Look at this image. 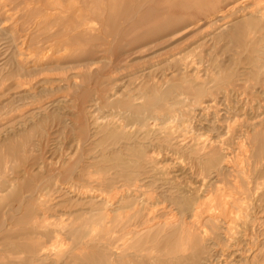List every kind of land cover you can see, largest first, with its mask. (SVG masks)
<instances>
[{
	"label": "rangeland",
	"instance_id": "1",
	"mask_svg": "<svg viewBox=\"0 0 264 264\" xmlns=\"http://www.w3.org/2000/svg\"><path fill=\"white\" fill-rule=\"evenodd\" d=\"M57 1L0 0V264H102L101 258L106 256L101 251L103 246L116 251L115 246L125 241L130 246H123L115 256H107L109 263L175 264L165 260L182 255L189 258H183L181 264H264V150L260 148L264 147V23L256 16L264 0H64L60 18L56 16L59 9L51 6ZM230 6L224 18L216 17L217 10ZM231 9L234 10L229 13ZM29 12L34 19L28 16ZM42 17L48 20L41 23ZM62 21L64 27L61 25L60 30ZM17 23L23 25L16 34L13 26ZM14 34L15 38L11 37ZM55 41L57 46L50 50ZM28 70H34L31 77L21 76ZM149 71L154 72L151 77H142ZM220 88L228 92L224 102L220 98L226 95ZM142 106L157 109L153 112L156 118L146 119L144 126L120 114L142 115ZM189 118L196 119L192 122ZM94 120L102 131L93 132L95 127L90 124ZM112 122L127 126L119 130L114 124L105 126ZM254 123L259 128L251 129ZM131 131H135L134 135ZM242 134L250 137L251 144L261 142L258 148L247 154L241 152L240 140L245 138ZM114 140L116 143L111 145ZM141 143L152 160L141 156ZM226 153L233 159L235 153L239 156L234 160L228 157L224 169L215 171V154ZM158 170L167 175L162 178ZM185 190L190 205L182 213L177 208ZM190 190L195 194L190 195ZM194 199L198 203L193 204ZM186 212L190 214L187 216ZM164 221H181L184 229L181 233H165L161 230ZM93 223L98 225L101 236L88 239L85 228ZM46 229L51 230L48 233ZM149 229L151 234L147 235ZM45 243L51 248L47 259L32 263L27 260ZM202 245L206 249L200 250ZM197 250L202 254L193 258Z\"/></svg>",
	"mask_w": 264,
	"mask_h": 264
},
{
	"label": "bare ground",
	"instance_id": "2",
	"mask_svg": "<svg viewBox=\"0 0 264 264\" xmlns=\"http://www.w3.org/2000/svg\"><path fill=\"white\" fill-rule=\"evenodd\" d=\"M239 1H240V0H239ZM248 1H249V0H241V2H243V3H244V2H248ZM258 1H259V0H258ZM258 1H257V2H258ZM46 2H47V0H46ZM147 2H150V1H147ZM154 2H155V1H154ZM226 2H227V1H226ZM230 2H231V1H230ZM241 2H240V3H241ZM259 2H260V1H259ZM1 3H2V2H1ZM143 3H144V2H143ZM228 3H229V2H228ZM225 4H226V3H225ZM229 4H230V3H229ZM241 4H242V3H241ZM249 4H251V3H249ZM254 4H256V3H254ZM111 5H112V4H111ZM143 5H144V4H143ZM236 5H237V4H236ZM51 6H52L53 8L56 7V8L59 9V13H57L58 15H56V16H58V18H60V17L63 16V15L61 16V13H62V9H64V0H58L57 3H54V4L51 5ZM231 6H233V5H231ZM231 6H230V7H226L225 9L217 10V11L215 12V13L217 14L216 17H218V18H219V17L224 18V17L226 16V12H227V10H229V9L231 8ZM239 6H241V5H239ZM27 7H29V6H27ZM49 7H50V6H49ZM152 7H153V6H152ZM241 7H242V6H241ZM250 7H251V6H250ZM254 7H255V6H254ZM259 7H260V5H259ZM5 8H6V7H4V9H5ZM139 8H140V7H139ZM146 8H147V7H146ZM235 8H236V7H235ZM235 8H234V9H235ZM238 8H240V7H238ZM252 8H253V7H252ZM256 8H257V7H256ZM6 9H7V8H6ZM31 9H32V8H31ZM141 9H142V8H141ZM141 9H140V10H141ZM144 9H145V8H144ZM234 9H231L229 13H232L231 11L234 10ZM27 10H28V9H27ZM45 10H46V9H45ZM153 10H154V9H153ZM157 10H158V9H157ZM239 10L242 11L241 8H240ZM246 10H247V9H246ZM252 10H253V9H252ZM257 10H258V9H257ZM28 11H29V10H28ZM28 11H27V12H28ZM31 11H32V10H31ZM52 11H53V10H52ZM54 11H55V10H54ZM142 11H143V9H142ZM243 11H244V9H243ZM249 11H251V10H249ZM249 11H248V12H249ZM5 12H6V11H5ZM7 12H10V11H7ZM25 12H26V11H25ZM45 12H46V11H45ZM49 12H50V11H49ZM155 12H156V11H155ZM253 12H254V11H253ZM51 13H52V12H51ZM51 13H50V14H51ZM55 13H56V12H55ZM136 13H137V12H136ZM152 13H154V12H152ZM227 13H228V12H227ZM249 13H250V12H249ZM5 14H6V13H5ZM7 14H8V13H7ZM24 14H25V13H24ZM26 14H27V13H26ZM26 14H25V15H26ZM30 14H31V13L29 12V15H28L29 17L31 16ZM47 14H48V12H47ZM242 14H243V13H242ZM246 14H247V13H246ZM9 15H10V14H9ZM25 15H24V16H25ZM45 15H46V14H45ZM54 15H55V14H54ZM54 15H53V16H54ZM136 15H137V14H136ZM228 15H229V14H228ZM232 15H234V14H232ZM232 15H231V16H232ZM1 16H3V15L1 14ZM43 16H44V15H43ZM231 16H230V17H231ZM237 16H238V15H237ZM241 16H243V15H241ZM247 16H248V15H247ZM249 16H250V15H249ZM256 16H257V19H258L259 21H261V22L264 23V3H263V6L259 8L258 12L256 13ZM3 17H4V16H3ZM11 17H13V16H11ZM25 17H26V16H25ZM31 17L33 18V16H31ZM47 17H48V16H47ZM47 17H46V19L48 20ZM211 17H212V16H211ZM211 17H210V18H211ZM214 17H215V15H214ZM4 18H5V17H4ZM7 18H8V17H7ZM23 18H24V17H23ZM39 18H40V17H39ZM125 18H126V17H125ZM132 18H133V17H132ZM159 18H160V17H159ZM11 19H12V18H11ZM20 19H22V18L20 17ZM33 19H34V18H33ZM42 19H43V17H42ZM46 19L44 18V19L42 20L41 23H43V21H47ZM227 19H228V18H227ZM5 20H6V19H5ZM7 20H8V19H7ZM49 20H50V17H49ZM55 20H56V19H55ZM138 20H139V19H138ZM205 20H206V19H205ZM31 21H32V20H31ZM31 21H29V22L31 23ZM37 21H38V20H37ZM37 21H36V22H37ZM51 21H52V20H51ZM209 21H210V19H209ZM215 21H216V20H214L212 23L214 24ZM15 22H17V20H16ZM59 22H60V20H59ZM127 22H129V20H128ZM130 22H131V21H130ZM206 22H207V21H206ZM231 22H232V21H231ZM4 23H5V22H4ZM30 23H29V25H30ZM33 23H34V22H33ZM38 23H40V20L38 21ZM47 23H48V22H47ZM222 23H223V22H222ZM222 23H221V24H222ZM5 24H6V23H5ZM126 24H127V23H126ZM126 24H125V25H126ZM198 24H199V23H198ZM213 24H212V25H213ZM217 24H219V22H217ZM0 25H1V24H0ZM2 25H3V24H2ZM21 25H23V24H22V23H21V24H18V23H17L16 26L18 27V29H17L16 26H13V31H14V33H16V34L19 33L18 30H19V28L21 27ZM42 25H43V24H42ZM42 25H41V26H42ZM61 25L63 26V21H62V24L60 23V28L62 27ZM191 25H192V24H191ZM193 25H194V24H193ZM209 25H210V24H209ZM10 26H11V25H10ZM52 26H53V25H52ZM188 26H189V25H188ZM213 26H214V25H213ZM252 26H253V25H252ZM255 26H256V25H255ZM0 27H1V26H0ZM29 27H30V26H29ZM31 27H33V26H31ZM45 27H46V26H45ZM63 27H64V26H63ZM63 27H62V28H63ZM120 27H121V26H120ZM122 27H123V26H122ZM196 27H197V25H196ZM215 27H216V26H215ZM219 27H220V26H219ZM219 27H218V28H219ZM33 28H34V27H33ZM36 28H37V27H36ZM41 28H42V27H41ZM43 28H44V27H43ZM49 28H50V27H49ZM54 28H55V26H54ZM57 28H58V27H57ZM62 28H61L60 30H62ZM262 28H263V27H262ZM10 29H11V28H10ZM26 29L28 30L29 28L27 27ZM52 29H53V28H52ZM52 29H51V30H52ZM120 29H121V28H120ZM130 29H131V28H130ZM260 29H261V28H260ZM34 30H35V29H34ZM217 30H218V29H217ZM29 31H30V30H29ZM39 31H40V29H39ZM63 31H64V30H63ZM123 31H124V30H123ZM182 31H183V30H182ZM26 32H27V31H26ZM31 32H32V29H31ZM34 32H35V31H34ZM119 32H120V31H119ZM36 33H38V32H36ZM48 33H49V31H48ZM30 34L32 35L33 33H30ZM30 34H29V35H30ZM49 34H50V33H49ZM57 34H58V33H57ZM31 35H30V36H31ZM47 35H48V34H47ZM30 36H29V37H30ZM262 36H264V35H262ZM11 37L15 38V34L12 35ZM26 37H27V35L25 36L24 39H26ZM35 37H36V36H35ZM44 37H45V36H44ZM225 37H226V35H225ZM228 37H229V36H228ZM13 38H12V39H13ZM18 38H19V35H18ZM18 38H17V39H18ZM42 38H43V37H42ZM19 39H20V38H19ZM21 39H23V37H22ZM28 39H29V38H28ZM226 39H227V38H226ZM22 41H23V40H21V42H22ZM24 41H25V40H24ZM36 41L38 42V41H40V40L37 39ZM63 41H64V40H63ZM63 41H62V42H63ZM155 41H156V40H155ZM13 42H14V41H13ZM30 42H31V41H30ZM34 42H35V41H34ZM51 42H52V41H51ZM14 43H16V41H15ZM19 43H20V42H19ZM46 43H47V42H46ZM33 44H34V43H33ZM33 44H32V45H33ZM249 44H250V43H249ZM14 45H15V44H14ZM16 45H17V44H16ZM44 45H46V44H44ZM47 45H48V44H47ZM50 45H51V43H50ZM26 46H27V45H26ZM56 46H57V41H55V43L52 44V45L49 47V49H50V50H54V48H55ZM250 46H251V45H250ZM43 47H44V46H43ZM34 48H35V47H34ZM45 48H46V47H45ZM58 48H59V47H58ZM62 48H63V47H62ZM33 50H34V49H33ZM35 50H36V49H35ZM39 50H40V49H39ZM46 50H48V49H45V51H46ZM61 50H63V49H61ZM254 50H255V49H254ZM26 51H28V50H26ZM252 51H253V50H252ZM28 52H29V51H28ZM39 52H40V51H39ZM42 52H43V51H42ZM263 52H264V51H263ZM263 52H262V53H263ZM43 53H44V52H43ZM53 53H54V52H53ZM28 54H29V53H28ZM34 54H35V53H34ZM62 54H63V53H62ZM62 54H60V55H62ZM263 54H264V53H263ZM60 55H59V56H60ZM120 56H121V55H119V57H120ZM18 57H19V55H18ZM58 58H59V57H58ZM61 59H62V58H61ZM249 60H250V59H249ZM122 61H123V60H122ZM251 62H252V61H251ZM262 62H264V61H262ZM33 63H34V62H33ZM56 63H57V62H56ZM56 63H55V64H56ZM59 63H60V62H59ZM57 64H58V63H57ZM61 64H63V63H61ZM85 64H86V63H85ZM89 64H91V63H89ZM49 65H50V64H49ZM51 65L54 66V64H51ZM79 65H80V64H79ZM87 65H88V64H87ZM259 65H261V64L259 63ZM263 65H264V64H263ZM44 66H45V65H44ZM60 66H63V67H64V65H60ZM68 66H69V65H68ZM68 66H65V68H66V67L68 68ZM88 66H89V65H88ZM90 66H91V65H90ZM261 66H262V65H261ZM261 66H259V67H261ZM69 67H70V66H69ZM82 67H83V66H82ZM85 67H86V65H85ZM37 68H38V67H37ZM37 68H35V70H36ZM47 68H48V67H47ZM55 68H57V67H55ZM181 68H182V67H180L179 69L181 70ZM17 69H19V68H17ZM21 69H22V68H21ZM27 69H28V68H27ZM52 69H53V67H52ZM52 69H50V71H51ZM61 69H62V68H60V70H61ZM69 69H70V68H69ZM79 69H80V68H79ZM23 70H24V69H23ZM41 70H42V68H41ZM53 70H54V69H53ZM60 70H59V71H60ZM66 70H67V69H65L64 71H66ZM81 70H82V69H81ZM86 70H87V69H86ZM33 71H34V70H33ZM33 71H32V72H33ZM253 71H254V70H253ZM32 72H31V70H30V73H29V70H28L27 73H25V72L21 73V76H27V77L30 76V77H31V75L34 73V72H33V73H32ZM39 72H40V71H39ZM45 72H46V71H45ZM47 72H48V69H47ZM62 72H63V71H62ZM142 72H143V71H142ZM31 73H32V74H31ZM43 73H44V72H43ZM149 73H150V74H149ZM149 73H148V74L145 73V74H143V76H142V74H141V76H142V77H144V76H145V77H147V76H148V77H151V76H152V73H154V72H152V71L150 72V71H149ZM248 73H250V72H248ZM30 74H31V75H30ZM139 74H140V73H139ZM250 74H251V73H250ZM196 75H197V74H196ZM245 75H246V74H245ZM21 76H19L18 78H21V79L24 78V77H21ZM240 76H243V75H240ZM233 77H234V76H233ZM18 78H17V79H18ZM33 78H34V77H33ZM142 79H144V78H142ZM197 79H198V78H197ZM31 80H32V79H31ZM40 80H41V79H40ZM40 80H39V81H40ZM16 81H17V80H16ZM18 81H19V80H18ZM27 81H28V80H27ZM140 81H141V80H140ZM37 83H38V82H37ZM21 84H22V83H21ZM155 84H156V83H155ZM18 85L20 86V84H18ZM23 85H25V83H24ZM21 87H22V85H21ZM78 87L80 88V86H78ZM152 90H153V89H152ZM219 90H221V93H222L223 95H226V96H221V97L224 98V100H223V98H220V100H222V101L224 102V101L226 100V98H227L228 92L225 91V90H223V89H221V88H220ZM205 92H206V91H205ZM41 93H42V91H41ZM179 93H180V92H179ZM221 93H220V94H221ZM114 94H116V93H114ZM218 94H219V93H218ZM237 94H238V93H237ZM35 95H36V94H35ZM195 95H196V94H195ZM110 96H111V95H110ZM110 96H109V97H110ZM114 96H115V95H114ZM114 96H113V97H114ZM178 96H181V95L178 94ZM236 96H239V95H236ZM236 96H235V99H236ZM113 97H112V98H113ZM204 97H205V96H204ZM158 98H159V97H158ZM177 98H178V97H177ZM200 98H201V97H200ZM217 98H218V97H217ZM21 99H22V98H21ZM96 99H97V98H96ZM159 99H160V98H159ZM244 99H245V98H244ZM100 100H101V99H100ZM109 100H111V99H109ZM176 100H177V99H176ZM220 100H219V101H220ZM52 101H53V100H52ZM55 101H56V100H55ZM62 101H63V100H62ZM62 101H60V102H62ZM97 101H98V100H97ZM157 101H158V100H157ZM178 101H179V98H178ZM241 101H243V100H241ZM241 101H240V102H241ZM56 102H57V101H56ZM93 102H94V101H93ZM117 102H118V101H117ZM197 102H198V101H197ZM197 102H195V103H197ZM202 102H203V101H202ZM215 102H217V101H215ZM215 102H213V104H214ZM51 103H52V102H51ZM118 103H119V102H118ZM54 104H55V103H54ZM58 104H59V102H58ZM60 104H61V103H60ZM210 104H211V102H210ZM216 104H217V103H216ZM48 105H51V104L48 103ZM48 105H47V106H48ZM95 105H96V104H95ZM154 105H157V102L154 103ZM199 105H200V104H198V106H199ZM202 105H203V104H202ZM207 105H209V103H208ZM207 105L205 104L204 106H207ZM214 105H215V104H214ZM232 105H233V104H232ZM51 106H52V105H51ZM56 106H58V105H56ZM63 106H64V104H63ZM140 106H141V105H140ZM228 106H230V105H228ZM235 106H236V105H235ZM235 106H234V107H235ZM41 107H42V106H41ZM48 107H49V106H48ZM48 107H47V108H48ZM59 107H60V106H59ZM92 107H94L93 104L91 105V108H92ZM200 107H201V105H200ZM238 107H239V106H237V108H238ZM39 108H40V107H39ZM62 108H63V107H62ZM84 108H85V107H84ZM195 108H196V107H195ZM202 108H203V107H202ZM243 108H244V107H243ZM96 109H97V108H96ZM96 109H95V110H96ZM140 109H141V108H140ZM192 109H193V108H192ZM210 109H212V108L210 107ZM228 109H229V108H228ZM47 110H48V109H47ZM61 110H62V109H61ZM188 110H189V109H188ZM194 110H195V109H194ZM197 110H198V109H197ZM197 110H196V111H197ZM200 110H201V109H200ZM200 110H199V111H200ZM213 110H216V109L213 108ZM225 110H226V109H225ZM232 110H233V109H232ZM45 111H46V109H45ZM59 111H60V110H59ZM116 111H117V110H116ZM142 111H143L144 114L139 115V116H137V115H135V114H133V113H130V112H129L128 114H127L126 112H125L126 114H124L123 112H120V114H121L123 117H125V118H126V117H130V118H134V119H136V120L139 122V124H140L141 126H144V125H145V121H146V119H148V118H153V119H155V118H156V116H154V114H153V112H156V111H157L156 108L142 106ZM207 111H208V109H207ZM207 111H206V112H207ZM209 111H210V110H209ZM41 112H44V111H41ZM56 112H57V110H56ZM93 112H94V111H93ZM95 112H96V111H95ZM95 112H94V113H95ZM148 112H152V113L149 114ZM193 112H194V111H193ZM200 112H201V111H200ZM200 112H199V113H200ZM214 112H215V111H214ZM38 113H39V112H38ZM53 113H54V112H53ZM82 113H83V112H82ZM90 113H91V110L88 111V114H90ZM112 113H113V112H112ZM226 113H227V112H226ZM35 114H36V113H35ZM83 114H84V113H83ZM114 114H115V113H114ZM159 114H160V113H159ZM193 114H194V113H193ZM205 114H206V113H205ZM205 114H204V115H205ZM211 114L213 115V113H211ZM214 114H216V113H214ZM45 115H46V114H45ZM86 115H87V114H86ZM95 115H96V114H95ZM155 115H156V114H155ZM34 116H35V115H34ZM37 116H38V115H37ZM46 116H47V115H46ZM82 116H83V115H82ZM158 116H159V115H158ZM161 116H163V115L161 114ZM206 116H207V115H206ZM38 117H40V116H38ZM67 117H68V116H67ZM87 117H89V116H87ZM101 117H102V116H100V118H101ZM116 117H118V115H117ZM193 117H194V116H193ZM207 117H208V116H207ZM216 117H217V116H216ZM60 118H61V117H60ZM89 118H91V117H89ZM96 118H97V117H96ZM100 118H99V119H100ZM114 118H115V117H114ZM169 118H170V117H169ZM213 118H214V117H213ZM65 119H66V118H65ZM103 119H104V118H103ZM115 119H116V118H115ZM128 119H129V118H128ZM165 119H166V118H165ZM165 119H164V120H165ZM175 119H176V118H174V120H175ZM186 119H187V118H186ZM186 119H183V120H186ZM195 119H196V118H195ZM195 119L193 118L192 120H195ZM197 119H198V118H197ZM66 120H67V119H66ZM66 120H65V121H66ZM68 120H69V119H68ZM92 120H93V119H92ZM108 120H110L109 117H108ZM120 120H121V119H120ZM120 120H118V121H120ZM160 120H161V119H160ZM162 120H163V119H162ZM162 120H161V122H162ZM167 120H168V119H167ZM169 120H170V119H169ZM189 120H190V118H189ZM189 120H188V121H189ZM192 120H190V121H192ZM198 120H199V119H198ZM206 120H207V119H206ZM30 121H32V120H30ZM99 121H100V120H99ZM103 121H104V120H103ZM103 121H102V122H103ZM112 121H113V120H112ZM180 121H181V120H180ZM190 121H189V122H190ZM196 121H197V120H196ZM18 122H20V121H18ZM26 122H27V121H26ZM110 122H111V120H110ZM116 122H117V121H116ZM135 122H136V121H135ZM184 122H185V121H184ZM192 122H193V121H192ZM201 122H202V121H201ZM201 122H200V123H201ZM205 122H207V121H205ZM205 122H204V123H205ZM210 122H211V121H210ZM234 122H235V121H234ZM20 123H21V122H20ZM97 123H99V122H97ZM118 123H119V122H118ZM118 123L112 122V123H108V124L105 125V126L108 127V125L114 124V127H115V129H117V130H119V129L125 127V126H127V125H122V124H118ZM125 123H126V122H125ZM182 123H183V121H182ZM182 123H181V124H182ZM204 123H201L200 125H202V124H204ZM207 123H208V122H207ZM207 123H206V124H207ZM17 124H18V123H17ZM87 124H88V123H87ZM154 124H155V123H154ZM158 124H159V123H158ZM158 124H156V126H157ZM163 124H164V123H163ZM167 124H168V121H167ZM183 124H185V123H183ZM189 124H190V123H189ZM213 124H214V123H213ZM231 124H232V123H231ZM231 124H230V125H231ZM23 125H24V124H23ZM23 125H22V126H23ZM88 125H89V124H88ZM90 125H91V127H92V126L95 127V130H94L93 132H95L96 129H98L97 126H96V122H95V120H94L93 123L90 124ZM132 125H133V124H132ZM152 125H153V124H152V122H151V126H152ZM160 125H161V124H160ZM204 125H205V124H204ZM209 125H210V124H209ZM227 125H228V124H227ZM243 125H244V124H243ZM243 125H242V126H243ZM100 126H101V125H100ZM102 126H103V124H102ZM133 126H134V125H133ZM154 126H155V125H154ZM163 126H164V125H163ZM188 126H189V125H188ZM255 126L257 127V124L255 125V123H254V124H252L250 127H251V129H252V128H254ZM64 127H65V125H64ZM94 127H92V128H94ZM166 127H167V126H166ZM166 127H165V129H167ZM245 127H247V126L245 125ZM5 128H7V127H5ZM10 128H11V127H10ZM92 128H91V129H92ZM152 128H154V127H152ZM157 128H158V127H157ZM225 128H226V127H225ZM247 128H248V127H247ZM257 128H259V127H257ZM13 129H14V128H13ZM88 129H89V128H88ZM99 129H100V128H99ZM99 129H98V130H99ZM107 129H108V128H107ZM109 129H110V128H109ZM129 129H130V128H129ZM129 129H128V130H129ZM136 129H137V128H136ZM136 129H135V130H136ZM141 129H142V128H141ZM143 129H144V127H143ZM148 129H149V128H148ZM160 129H161V128H160ZM170 129H171V128H170ZM172 129H174V128H172ZM212 129L215 130V129H216V126L213 125ZM7 130H8V129H7ZM9 130H10V129H9ZM100 130H101V129H100ZM128 130H127V131H128ZM150 130H151V129H150ZM150 130H149V132H150ZM161 130H162V129H161ZM205 130H207V129H205ZM229 130H230V129H229ZM88 131L90 132V130H88ZM101 131H102V130H101ZM106 131H107V130H106ZM127 131H126V132H127ZM158 131H160V130H158ZM225 131H226V130H225ZM255 131H256V130H255ZM257 131H259V130H257ZM262 131H263V130H262ZM89 132H87V134H88ZM91 132H92V131H91ZM126 132H125V133H126ZM131 132H133V131H131ZM134 132H135V131H134ZM134 132H133V135H134ZM141 132H142V131H141ZM154 132H155V131H152V133H154ZM156 132H157V131H156ZM169 132H170V131H169ZM229 132L231 133V131H229ZM252 132H253V131H252ZM97 133H98V132H97ZM106 133H107V132H106ZM117 133H118V132H117ZM122 133H123V132H122ZM163 133H164V132H163ZM166 133H167V130H166ZM170 133H172V132H170ZM244 133H245V132H244ZM259 133H260V132H259ZM91 134H92V133H91ZM94 134H95V133H93V135H94ZM112 134H113V132H112ZM126 134H127V133H126ZM126 134H125V135H126ZM129 134H130V133H129ZM136 134H137V133H136ZM136 134H135V135H136ZM168 134H169V133H168ZM172 134H173V133H172ZM227 134H228V133H227ZM246 134H247V131H246ZM93 135H91V136H93ZM102 135H103V134H102ZM144 135H145V134H144ZM149 135H151V134H149ZM155 135H156V134H155ZM174 135H175V134H174ZM221 135H223V134H221ZM224 135H225V133H224ZM242 135H243V134H242ZM243 136H244L245 138H243V140H240L241 143H242V144H241V152H244V151H245L246 154L249 152V150H251V152H253L255 148H258L259 143H261V142H255V141H254V143L251 144L250 141H249L250 137H249L248 135H243ZM87 137H88V136H87ZM150 137H151V136H150ZM218 137H219V136H218ZM218 137H216V138H218ZM226 137H227V136H226ZM98 138H99V136H98ZM103 138H104V137H103ZM125 138L130 139V136L126 135ZM184 138H185V137H184ZM216 138H214V139H216ZM219 138H220V137H219ZM221 138H222V137H221ZM221 138H220V139H221ZM241 138H242V137H241ZM86 139H88V138H86ZM131 139H132V138H131ZM166 139H167V141L171 140V136H170V134L166 136ZM88 140H90V139H88ZM96 140H98V139H96ZM125 140H126V139H125ZM140 140H141V139H140ZM176 140H177V139H176ZM183 140H184V139H183ZM201 140H202V138H201ZM208 140H209V139H208ZM86 141H87V140H86ZM102 141H103V140H102ZM115 141H116V140L112 141L110 144H111V145L115 144V143H116ZM120 141H122V139H121ZM131 141H132V140H131ZM190 141H192V139H191ZM193 141H194V140H193ZM205 141H206V140H205ZM145 142H147V141H145ZM173 142H174V139H173ZM187 142H189V141H187ZM194 142H195V141H194ZM78 143H79V142H78ZM102 143H103V142H102ZM104 143H105V142H104ZM117 143H118V142H117ZM137 143H138V141H137ZM171 143H172V142H171ZM171 143H170V144H171ZM178 143H179V142H178ZM184 143H185V141H183V144H184ZM192 143H193V142H191V144H192ZM214 143H215V142H214ZM214 143H213V144H214ZM91 144H93V143H91ZM100 144H101V143H100ZM132 144H133V146H135L134 143H132ZM135 144H136V143H135ZM138 144H139V143H138ZM141 144H142V143H141ZM145 144H146V143H145ZM148 144H149V143H148ZM175 144H176V143H175ZM181 144H182V143H180V145H181ZM189 144H190V143H189ZM198 144H199V143H198ZM215 144H217V143H215ZM218 144H219V142H218ZM126 145H127V144H126ZM171 145H172V144H171ZM173 145H174V144H173ZM176 145H177V144H176ZM200 145H201V144H200ZM124 146H125V145H124ZM184 146H185V145H184ZM186 146H187V145H186ZM186 146H185V147H186ZM192 146L194 147V144H193ZM195 146H196V145H195ZM210 146H211V145H210ZM116 147H117V146H116ZM136 147H137V146H136ZM148 147L150 148V146H148ZM167 147H168V146H167ZM170 147H171V146H170ZM178 147H179V146H178ZM178 147H176V148L178 149ZM185 147H184V148H185ZM187 147H189V146H187ZM197 147H198V146H197ZM219 147H220V146H219ZM225 147H226V146H225ZM113 148H114V147H113ZM113 148H110V150L113 149ZM118 148H119V146H118ZM139 148H140L141 156H146V157L148 156V157H151V160H152L153 156H152V155L149 156V153H147L146 151H144L143 148H145V146H144L143 144H142V146L139 147ZM155 148H156V146H155ZM155 148H154V149H155ZM182 148H183V147H182ZM184 148H183V150H184ZM191 148H192V147H191ZM191 148H190L189 150H191ZM195 148H196V147H195ZM250 148H251V149H250ZM260 148H261V151L264 150V149H263L264 147H262V145L260 146ZM103 149H104V148H103ZM173 149H175V148H173ZM179 149H180V148H179ZM185 149H187V148H185ZM192 149H194V148H192ZM197 149H198V148H197ZM203 149H204V148H203ZM224 149H225V148H224ZM224 149H223V150H224ZM226 149H228V147H227ZM106 150H107V149H106ZM116 150H117V149H116ZM116 150H115V151H116ZM133 150H134V149H133ZM189 150H187V152H188ZM205 150H206V149H205ZM220 150H221V149H220ZM228 150H231V149H228ZM115 151H114V154H118V153H119V151H118V153H117V152L115 153ZM180 151H181V150H180ZM192 151H193V150H192ZM95 152H96V151H95ZM95 152H94V153H95ZM107 152H108V151H107ZM120 152H121V151H120ZM152 152H153V151H152ZM178 152H179V151H178ZM182 152H183V151H182ZM184 152H185V151H184ZM220 152H222V151H220ZM225 152H226V151H225ZM227 152H228V151H227ZM94 153H93V154H94ZM101 153H102V152H101ZM135 153H136V152H135ZM157 153H158V152H157ZM176 153H177V152H176ZM190 153H191V151H190ZM223 153H224V151H223ZM231 153H232V152H231ZM159 154H160V153H159ZM177 154H178V153H177ZM243 154H244V153H243ZM246 154H245V155H246ZM99 155H100V154H99ZM99 155H98V157H99ZM105 155H106V154H105ZM107 155H108V154H107ZM121 155H122V154H121ZM215 155H216V156H215ZM215 155H214V156H215V157H214V164L211 163V164H213V167L216 168L215 171H220V170L222 171V169H224V164H226L225 162H226V161H229V160H227L228 157H231V158L233 159V156H229V154H227V153L224 154V155H222V154H215ZM101 156H102V154H101ZM116 156H118V155H116ZM122 156H123V155H122ZM124 156H125V155H124ZM154 156H155V155H154ZM192 156H193V155H192ZM238 156H239V154L235 153V157H234V159H235L236 157H238ZM242 156H243V155H242ZM246 156H247V155H246ZM261 156H262V155H261ZM133 157H134V156H133ZM198 157H199V156H198ZM263 157H264V156H263ZM91 158H92V157H91ZM143 158H144V157H143ZM155 158H157V157H155ZM179 158H180V157H179ZM191 158H192V157H191ZM193 158H194V157H193ZM195 158H197V157H195ZM201 158H202V155H201ZM201 158H200V159H201ZM206 158H207V157H206ZM239 158H240V157H239ZM242 158H243V157H241V159H242ZM92 159H93V158H92ZM123 159H124V157H123ZM130 159H131V158H130ZM130 159H127V160L130 161ZM198 159H199V158H198ZM204 159H205V158H204ZM204 159H202V160L204 161ZM232 159H231V160H232ZM234 159H233V160H234ZM243 159H244V158H243ZM113 160H115V159H113ZM132 160H133V159H132ZM153 160H154V159H153ZM194 160H196V159H194ZM202 160H201V162H203ZM207 160H208V158H207ZM207 160H206V162H207ZM239 160H240V159H239ZM245 160H246V159H245ZM133 161H134V160H133ZM135 161H136V160H135ZM146 161H147V160H146ZM148 161H149V167H150L151 162H150V160H148ZM155 161H156V160H154L153 162L156 163ZM157 161H158V160H157ZM182 161H183V160H182ZM209 161H210V159H209ZM243 161H244V160H243ZM261 161H262V159H261ZM107 162H108V160L106 161V163H107ZM111 162H112V161H111ZM111 162H110V163H111ZM153 162H152V163H153ZM198 162H199V161H198ZM201 162H200V163H201ZM241 162H242V161H241ZM256 162H257V161H256ZM88 163H89V162H88ZM92 163H93V162H92ZM204 163H205V162H204ZM209 163H210V162H209ZM242 163H243V162H242ZM242 163H241V164H242ZM259 163H260V161H259ZM77 164H78V163H77ZM80 164H81V163H79V165H80ZM130 164H131V163H130ZM138 164H139V163H138ZM142 164H143V162H142ZM165 164H166V163H165ZM206 164H207V163H206ZM227 164H228V162H227ZM236 164H237V163H236ZM245 164H246V162H245ZM261 164H263V163L261 162ZM79 165H77V166H79ZM151 165H152V164H151ZM154 165H155V167H156V164H154ZM154 165H153V166H154ZM197 165H198V164H197ZM232 165H233V164H232ZM255 165H256V164H255ZM115 166H116V165H115ZM199 166H200V165H199ZM199 166H198V167H199ZM233 166H234V165H233ZM236 166H237V165H236ZM238 166H239V165H238ZM245 166H246V165H245ZM256 166H257V165H256ZM81 167H82V166H81ZM103 167H105V166H103ZM143 167H144V166H143ZM160 167H161V166H160ZM225 167H227V166H225ZM239 167H240V166H239ZM254 167H255V166H254ZM259 167H260V166H259ZM92 168H93V167H92ZM92 168H91V169H92ZM211 168H212V167H211ZM87 169H88V168H87ZM101 169H102V168H101ZM108 169H110V168H108ZM158 169H160V168H158ZM199 169H200V168H199ZM225 169H227V168H225ZM230 169H232V168H230ZM254 169H255V168H254ZM256 169H257V171H258V167H256ZM256 169L254 170V172H256ZM259 169H260V168H259ZM106 170H107V168H106ZM151 170H152V169H151ZM155 170H156V169H155ZM155 170H154V171H155ZM163 170H164V168H163ZM234 170L237 171V169H234ZM89 171H90V170H89ZM91 171H93V170H91ZM96 171H97V170H96ZM143 171H145V170H142V172H143ZM149 171H150V170H148V172H149ZM158 171L161 173L160 170H158ZM165 171H166V170H165ZM181 171H182V170H181ZM210 171H211V170H210ZM259 171H260V170H259ZM261 171H262V170H261ZM261 171H260L259 173H261ZM132 172H133V171H132ZM134 172H136V171H134ZM139 172H140V171H139ZM148 172H146V173H148ZM159 172H158V173H159ZM182 172H183V171H182ZM202 172H203V171H202ZM213 172H214V171H212V173H213ZM227 172H228V171H227ZM90 173H91V172H90ZM140 173H141V172H140ZM155 173H157V172H155ZM162 173H163V172H162ZM162 173H161V174H162ZM173 173H174V172H173ZM210 173H211V172H210ZM221 173H222V172H221ZM224 173H225V172H223L222 174H224ZM256 173H257V172H256ZM256 173H255V174H256ZM77 174H78V172H77ZM80 174H81V173H80ZM143 174H144V173H143ZM151 174H152V173H151ZM153 174H154V173H153ZM199 174H200V173H199ZM199 174H198V175H199ZM230 174H231V173H230ZM257 174H258V173H257ZM257 174H256V175H257ZM70 175H71V174H70ZM85 175H86V174H85ZM156 175H157V174H156ZM162 175H163V176H162V178H163L165 175H167V172H166V174H162ZM172 175H173V174H172ZM201 175H202V174H201ZM259 175H260V174H259ZM149 176H150V175H149ZM151 176H152V175H151ZM159 176H161V175L159 174ZM262 176H264V175H262ZM70 177H71V176H70ZM73 177H75V175H74ZM80 177H82V176H80ZM124 177H126V176H124ZM134 177H135V175H133V178H134ZM144 177H145V176H144ZM144 177H143V178H144ZM146 177H148V174H147ZM146 177L144 178V181H145ZM154 177H157V176H154ZM169 177H170V175H169ZM208 177H209V176H208ZM235 177H237V176H235ZM259 177H260V176H259ZM131 178H132V177H131ZM135 178H136V177H135ZM175 178H176V176H175ZM233 178H234V177H233ZM149 179H150V178H149ZM155 179H157V178H154V180H155ZM165 179H166V177H165ZM173 179H174V177H173ZM210 179H211V178H210ZM47 180H48V179H47ZM78 180H79V179H78ZM151 180H152V179H151ZM151 180H149V181H151ZM168 180H169V179H168ZM203 180H204V179H203ZM236 180H238V179L236 178ZM262 180H263V177H262ZM121 181H122V180H121ZM138 181H139V179H138ZM142 181H143V180H142ZM171 181H172V180H171ZM233 181H234V180H233ZM260 181H261V180H260ZM134 182H135V181H134ZM139 182H140V181H139ZM146 182H147V181H146ZM151 182H152V181H151ZM151 182H150V183H151ZM236 182H238V181H236ZM137 184H138V183H137ZM146 184H147V183H146ZM146 184H145V186H146ZM236 184H237V183H236ZM256 184H257V182H256ZM259 184H260V183H259ZM261 184H262V182H261ZM203 185H205L204 182H203L202 186H203ZM232 185H233V182H232ZM237 185H238V184H237ZM119 186H120V185H119ZM132 186H133V185H132ZM140 186H141V185H140ZM174 186H175V185H174ZM174 186H173V187H174ZM255 186H256V185H255ZM263 186H264V185H263ZM263 186H262V188H263ZM38 187H39V186H38ZM38 187H37V188H38ZM58 187H59V186H58ZM115 187H116V186H115ZM133 187H134V186H133ZM133 187H132V188H133ZM173 187H172V188H173ZM176 187H177V186H176ZM176 187H174V188H176ZM199 187H200V186H199ZM231 187H232V186H231ZM231 187H230V188H231ZM234 187H235V186H234ZM260 187H261V186H260ZM37 188H36V189H37ZM45 188H46V187H45ZM45 188H44V189H45ZM70 188H72V187H70ZM116 188H117V187H116ZM121 188H122V187H121ZM124 188H125V187H124ZM124 188H123V189H124ZM137 188H138V187H137ZM140 188H141V187H140ZM258 188H259V187H258ZM36 189H35V190H36ZM57 189H58V188H56V190H57ZM67 189H68V188H67ZM81 189H82V188H81ZM92 189H93V188H92ZM113 189H115V188H113ZM113 189H112V191H113ZM134 189H135V188H134ZM180 189H181V188H180ZM70 190H71V189H70ZM79 190H80V189H79ZM79 190H78V191H79ZM82 190H83V189H82ZM86 190H87V189H86ZM116 190H117V189H116ZM116 190H115V191H116ZM176 190H177V188H176ZM258 190H263V189H260V188H259ZM61 191H62V190H61ZM67 191H69V190H67ZM93 191H94V190H93ZM117 191H118V190H117ZM120 191H121V190H120ZM178 191H179V190H178ZM187 191H188V189H187ZM190 191H193V192L191 193ZM190 191H189V192L191 193L190 195H193L194 190H190ZM195 191H196V190H195ZM74 192H75V191H74ZM76 192H77V191H76ZM127 192H128V191H127ZM176 192H177V191H176ZM183 192H184V195H183L182 193H181V194L184 196V198H182V199L180 198L181 201H178V202H179L181 205H180V207L177 208L178 210H179V208H180V211H182V213H183L184 210L188 209V207H189V205H190V203H189V201H188V200L190 199V197H188V200H186V199H185V196H187V195L185 194L186 190L183 191ZM257 192H258V191H257ZM261 192H263V191H261ZM81 193H82V192H81ZM81 193H80V194H81ZM84 193H85V192H84ZM86 193H87V192H86ZM132 193H133V192H132ZM250 193H251V191H250ZM60 194H61V193H60ZM90 194H91V192L89 193V195H90ZM96 194H97V193H96ZM119 194H120V193H119ZM121 194H122V193H121ZM126 194H127V193H126ZM133 194H134V193H133ZM181 194H180V196H182ZM194 194H195V193H194ZM247 194H248V193H247ZM35 195H36V194H35ZM37 195H38V194H37ZM40 195H41V193H40ZM40 195H39V196H40ZM76 195H77V194H76ZM78 195H79V194H78ZM86 195H87V194H86ZM89 195H88V196H89ZM93 195H94V194H93ZM93 195H92V196H93ZM97 195H98V194H97ZM170 195H171V194H170ZM30 196H32V195H30ZM33 196H34V195H33ZM39 196H37V197H39ZM80 196H82V195H80ZM95 196H96V195H95ZM106 196H107V195H106ZM106 196H105V197H106ZM112 196H113V195H112ZM112 196H111V197H112ZM120 196H121V195H120ZM122 196H123V195H122ZM122 196H121V198H122ZM124 196H125V195H124ZM127 196H129V195H127ZM130 196H131V195H130ZM133 196H134V195H133ZM133 196H132V197H133ZM178 196H179V195H178ZM183 196H182V197H183ZM194 196H195V195H194ZM194 196H193V197H194ZM196 196H197V195H196ZM260 196H261V195H260ZM22 197H23V196H22ZM24 197H25V195H24ZM89 197H90V196H89ZM105 197H103V198H105ZM108 197H109V196H108ZM115 197H116V196H115ZM169 197H170V196H169ZM171 197H172V196H171ZM197 197H198V196H197ZM29 198L31 199V197H29ZM72 198H73V195H72ZM78 198H79V197H78ZM87 198H88V197H87ZM109 198H110V197H109ZM125 198H126V197H125ZM128 198H130V197H128ZM23 199H24V198H23ZM37 199H38V198H37ZM79 199H80V198H79ZM82 199H85V198H84V195H83V198H82ZM91 199H94V197L91 198ZM98 199H99V198H98ZM105 199H106V198H105ZM119 199H120V198H119ZM135 199H136V198H135ZM173 199H174V197H173ZM177 199H178V198H177ZM195 199H197V198L195 197ZM195 199L193 200V201H194L193 204H196V202H197V201L195 202ZM198 199H199V198H198ZM198 199H197V200H198ZM25 200H26V199H25ZM44 200H45V199H44ZM100 200H101V199H100ZM100 200H97V201L100 202ZM110 200H112V199L110 198ZM123 200H124V198H123ZM170 200H171V199H170ZM261 200H262V199H261ZM26 201H27V200H26ZM37 201H38V200H37ZM41 201H43V200H41ZM83 201H84V200H83ZM87 201H88V200H87ZM104 201H105V200H104ZM106 201H108V200H106ZM191 201H192V200H191ZM231 201H232V200H231ZM23 202H25V201H23ZM43 202H44V201H43ZM94 202H95V201H94ZM119 202H120V201H119ZM173 202H176V204H174V203H173V204L176 205V206H178L177 201H176L175 199L173 200ZM38 203H39V201H38ZM105 203H106V202H105ZM110 203H111L110 205H112V201H111ZM117 203H118V202H117ZM135 203H136V202H135ZM197 203H198V202H197ZM30 204H31V202L29 203V205H30ZM32 204H33V203H32ZM47 204H49V203H46V205H47ZM95 204L97 205L96 202H95ZM114 204H115V203H114ZM118 204H119V203H118ZM22 205H23V203H22ZM98 205H99V203H98ZM100 205L102 206L101 202H100ZM106 205H107V204H106ZM108 205H109V204H108ZM119 205H121V204H119ZM122 205H123V204H122ZM122 205H121V207H122ZM124 205H125V204H124ZM134 205H135V204H134ZM197 205H198V204H197ZM197 205H196V206H197ZM227 205H228V204H227ZM31 206H32V205H31ZM93 206H95V205H93ZM101 206H100V207H101ZM115 206H117V204H116ZM128 206H129V205H128ZM128 206L126 205L127 208H128ZM130 206H131V205H130ZM6 207H7V206H6ZM22 207H23V206H22ZM44 207H45V206H44ZM95 207H96V206H95ZM124 207H125V206H124ZM193 207H194V205H193ZM232 207H233V206H232ZM236 207H237V206H236ZM49 208H50V207H49ZM116 208H118V207H116ZM173 208H174V207H173ZM6 209H7V208H6ZM6 209H5V210H6ZM10 209H11V208H10ZM20 209H21V208H20ZM39 209H40V208H39ZM120 209H121V208H120ZM124 209L126 210V208H124ZM174 209H175V208H174ZM196 209H197V208H196ZM196 209H195V210H196ZM46 210H47V209H46ZM96 210H97V208H96ZM99 210H103V208H99ZM112 210H113V209H112ZM112 210H111V211H112ZM114 210H116V209H114ZM127 210H128V209H127ZM188 210H189V209H188ZM11 211H12V210H11ZM20 211H21V210H20ZM22 211H23V210H22ZM22 211H21V212H22ZM191 211H192V210H191ZM5 212H6V211H5ZM5 212H4V213H5ZM109 212H110V211H109ZM119 212H120V210H119ZM175 212H176V211H175ZM45 213H46V212H45ZM177 213H179V212H177ZM180 213H181V212H180ZM182 213H181V214H182ZM186 213H187V212H186ZM191 213H192V212H191ZM226 213H227V212H226ZM41 214H43V213H41ZM41 214H40V215H41ZM105 214H106V212H105ZM188 214H190V213L188 212V213H187V216H188ZM195 214H196V212H195ZM224 214H225V211H224ZM2 215H3V214H2ZM40 215H38V217H39ZM100 215L103 216L104 214L101 213ZM197 215H198V214H197ZM11 216H12V215H11ZM42 216H44V215H42ZM105 216H106V215H105ZM189 216H192V215H189ZM198 216H199V215H198ZM4 217H5V216H4ZM13 217H14V216H13ZM47 217H49V216H46V218H47ZM183 217H185V216H183ZM192 217H193V216H192ZM192 217H191V218H192ZM195 217H197V216L195 215ZM41 218H43V217H41ZM102 218H103V217H102ZM102 218H100V220H102ZM108 218H109V217H107V219H108ZM187 218H188V217H187ZM213 218H214V217H213ZM238 218H239V217H238ZM34 219H35V218H33V220H34ZM37 219H38V218H37ZM197 219H198V218H197ZM33 220H32L31 222H33ZM35 220H36V219H35ZM186 220H187V219H186ZM211 220H212V218H211ZM216 220H218V219H216ZM36 221H37V220H36ZM41 221H42V220H41ZM43 221H44V220H43ZM43 221H42V222H43ZM105 221H106V220H105ZM176 221H177V220H176ZM219 221H220V220H219ZM34 222H35V221H34ZM38 222H40V221H38ZM108 222H109V221H108ZM213 222H214V221H213ZM4 223H6V218H5V220H4ZM49 223H50V222H49ZM49 223H48V225H49ZM51 223H52V222H51ZM96 223H97V222H96ZM8 224H9V223H8ZM35 224H36V223H35ZM98 224H99V223H98ZM159 224H161V223H159ZM188 224H189V223H188ZM188 224H187V225H188ZM190 224H191V223H190ZM3 225L5 226V224H3ZM33 225H34V224H33ZM48 225H47V226H48ZM99 225H101V224H99ZM104 225H105V224H104ZM216 225H217V224H216ZM30 226H31V225H30ZM42 226H43V224H42ZM52 226H53V225H52ZM84 226H85V225H84ZM183 226H184V223H182L181 221H180V222L164 221V222L161 224V230L164 231L165 233H167V232H168V233H169V232H172V233H173V232H177V231H180V230L184 229ZM196 226H197V225H196ZM198 226H199V225H198ZM7 227H8V226H7ZM62 227H63V226H62ZM96 227H98V225L95 224V223H93V224H91V226H89V228H85L86 231L89 232V235H88L89 237H88V239H89L90 237H97V235L101 236V234H100L101 231H99ZM145 227H146V226H145ZM145 227H144V228H145ZM217 227H218V226H217ZM8 228H9V227H8ZM36 228H38V227L36 226ZM72 228H73V230H72V233H73V232H74V227H72ZM106 228H107V227H106ZM186 228H187V227H186ZM186 228H185V229H186ZM191 228L193 229L194 226L191 227ZM191 228H190V229H191ZM199 228H202V227H199ZM4 229H6V228H4ZM33 229H34V228H33ZM39 229L41 230V227H40ZM205 229H206V228H205ZM34 230H35V229H34ZM50 230H51V229H50ZM50 230L46 229L45 231L49 233ZM55 230H56V229H54V231H55ZM143 230H145V229H143ZM186 230H187V229H186ZM186 230H184V231H186ZM199 230H200V229H198V230H196V231H197L198 233H200ZM203 230H204V229H203ZM211 230H212V228H211ZM42 231H43V230H42ZM139 231H140V230H139ZM150 231H151V230L149 229L147 235L150 233ZM152 231H153V230H152ZM188 231H192V232H193V230H189V229H188ZM206 231H207V230H206ZM212 231H213V230H212ZM1 232H2V230H1ZM52 232H53V231H52ZM125 232H126V231H125ZM156 232H157V231H156ZM158 232H159V231H158ZM158 232H157V233H158ZM181 232H182V231H180L179 233H181ZM208 232H209V231H208ZM54 233H55V232H54ZM108 233H109V232H108ZM184 233H185V232H184ZM190 233H191V232H190ZM205 233H206V232H205ZM205 233H203V234L205 235ZM150 234H151V233H150ZM154 234H155V233H154ZM201 234H202V232H201ZM206 234H207V233H206ZM219 234H220V233H219ZM161 235H162V234H160L159 237H161ZM164 235H165V237L168 236V235H166V234H164ZM180 235H181V234H180ZM128 236H129V235H128ZM201 236H202V235H201ZM207 236H208V235H207ZM117 237H118V236H117ZM125 237H127V236H125ZM159 237H158V238H159ZM180 237H181V236H180ZM189 237H190V236H189ZM202 237H203V236H202ZM109 238H110V237H109ZM129 238H133V236H132V237L130 236ZM151 238H152V236H151ZM162 238H163V237H162ZM172 238H174V237H172ZM204 238H205V237H204ZM96 239H97V238H96ZM123 239H124V238H123ZM125 239H126V238H125ZM180 239H182V238H180ZM206 239H207V238H206ZM208 239H209V238H208ZM211 239H212V238H211ZM60 240H61V239H60ZM127 240H128V239H127ZM152 240H153V238H152ZM209 240H210V239H209ZM209 240H208V241H209ZM39 241H40V240H39ZM44 241H45V240H44ZM57 241H58V240H57ZM147 241H148V240H147ZM208 241H207V242H208ZM50 242H51V241H50ZM125 242H126V241H125ZM125 242H124V243L122 242L123 244H118L117 246H115L116 251H115V250H111L112 248H111L109 245H104L101 251H102V252H106V256H104V257L101 258V259H102V260H101L102 264H113L111 260H110L111 263H109V259H108L107 256H110V255H111V256H115V255L118 253V250H119L120 248H122L123 246L129 247L130 244H126ZM207 242H205V243H207ZM154 243H156V241H155ZM165 243H166V241H165ZM165 243H164V244H165ZM176 243H178V242H176ZM208 244H209V243H208ZM86 245H87V244H86ZM92 245H93V244H92ZM151 245H154L153 242H152ZM156 245H157V244H156ZM156 245H155V246H156ZM206 245H207V244H206ZM210 245H211V244H210ZM165 246H166V245H165ZM180 246H183V245H180ZM180 246H179V247H180ZM186 246H187V245H186ZM186 246H185V247H186ZM207 246H208V245H207ZM84 247H85V244H84ZM84 247L82 246L83 249H84ZM89 247H90V246H89ZM156 247H157V246H156ZM156 247H155V248H156ZM179 247H178V249H179ZM86 248H87V247H86ZM124 248H125V247H124ZM162 248H163V247H162ZM181 248H182V247H181ZM186 248H187V247H186ZM204 248H205V245H202V246L200 247V250H201V249H204ZM16 249H17V248H16ZM77 249H79V248H77ZM178 249H176V251H177ZM205 249H206V248H205ZM50 250H51L50 246H49L48 244L45 243V244H44L41 248H39L38 250H34V252H33L34 254H32V255L30 254L31 256H29V258H28L27 260H29L31 263H32V262H35V261H43L44 259H47V258L49 257V255H50ZM120 250H121V249H120ZM120 250H119V251H120ZM153 250H154V249H153ZM192 250H193V249H192ZM200 250H197L196 253L192 254V257H193V258L199 257V255L202 254V253L200 254V252H201ZM85 251H86V250H85ZM109 251H110V252H109ZM130 251H131V250H130ZM170 251H171V250H170ZM21 252H22V251H21ZM29 252H30V250H29ZM62 252H63V251H62ZM82 252H83V251H82ZM96 252H97V251H96ZM163 252H164V254H165V251H163ZM163 252H162V253H163ZM168 252H169V251H168ZM177 252H178V251H177ZM181 252H182V251H181ZM181 252H180V254H181ZM183 252H184V251H183ZM52 253H53V252H52ZM59 253H60V252H59ZM77 253H78V252H77ZM170 253H172V251H171ZM170 253H167V255L170 254ZM23 254H24V252H23ZM54 254H55V253H54ZM57 254H58V253H57ZM74 254H76V252H75ZM174 254H175V253H174ZM188 254H189V253H188ZM162 255H163V254H162ZM165 255H166V254H165ZM203 255H206V254H203ZM208 255H209V254H208ZM212 255H213V254H212ZM26 256H27V254H26ZM111 256H110V257H111ZM181 256H182V255H181ZM181 256H180V255H175V256H172V257L169 256L168 258H167V256H166L167 260H165V261H166V262H170V261H172V262H175V264H181V263H182L181 260H182L183 258H184L185 260L189 258V256H186V257H184V256L181 257ZM160 257H161V256H160ZM203 257H204V256H203ZM203 257H202V259H204ZM164 258H165V256H164ZM199 258H200V257H199ZM206 258H207V257H206ZM19 260H21V259H19ZM24 260H25V259H23V261H24ZM205 260H206V259H205ZM152 261H153V260H152ZM155 261H156V260H155ZM159 261H160V260H159ZM191 261H192V260H191ZM202 261H204V260H202ZM16 262H17V261H16ZM166 262H165V263H166ZM188 262H189V261H187V264H188ZM192 262H194V260H193ZM195 262H196V261H195ZM200 262H201V261H200ZM19 263H20V262H19ZM148 263H150V262H148ZM183 263H184V262H183ZM185 263H186V262H185ZM198 263H199V260H198ZM201 263H202V262H201ZM26 264H28V263H26ZM100 264H101V263H100ZM162 264H163V263H162ZM166 264H167V263H166Z\"/></svg>",
	"mask_w": 264,
	"mask_h": 264
}]
</instances>
